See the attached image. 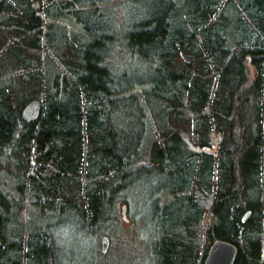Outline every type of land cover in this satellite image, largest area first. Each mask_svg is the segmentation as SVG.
<instances>
[{"label":"trees","instance_id":"1","mask_svg":"<svg viewBox=\"0 0 264 264\" xmlns=\"http://www.w3.org/2000/svg\"><path fill=\"white\" fill-rule=\"evenodd\" d=\"M138 218L156 264H264V0H0V264H91Z\"/></svg>","mask_w":264,"mask_h":264},{"label":"rangeland","instance_id":"2","mask_svg":"<svg viewBox=\"0 0 264 264\" xmlns=\"http://www.w3.org/2000/svg\"><path fill=\"white\" fill-rule=\"evenodd\" d=\"M113 2H112L113 5L112 8H114V10L111 11L113 17L121 23L125 22L130 17L131 10L135 9V7L132 8L131 5L120 4L117 2L113 3ZM107 21H111V20L108 19ZM101 22L104 21L102 20ZM121 30L122 29H120V32ZM126 55L127 54H125L124 52L122 56H118V59L126 60L127 57ZM132 62H133V58H129V63L131 64ZM139 73L140 72H138L137 75ZM184 136L186 137L187 144L188 145L190 144L191 146V147L189 146L190 148L196 151H200V149H195V147L198 146L197 145L198 142H196L195 139L196 137L194 138L192 135L187 133L184 134ZM201 150L204 152L213 153L215 147L213 144H208V146L203 147ZM136 188L135 187L131 188L129 194H131L130 199L135 202V205L138 203L137 208L139 207L138 209H140L142 205L139 203V199L136 200V196L133 195V193L136 191ZM201 199L202 200L200 202V205L202 206V208L208 209V207H205L207 203V197L204 195ZM123 207H124L123 205L120 206L121 210L123 209ZM125 212L126 209L124 207L123 219L125 218ZM147 222H148L147 220L144 219L139 220V218L137 219L136 223L134 222V220L129 222L127 221L122 222L123 223L122 227L124 229L123 235H125V237H121V238H118V236L115 237L114 239L115 244H113L112 240L109 238L110 243H109V248L107 250L109 251L108 254L103 255L101 252H99L95 256V258L92 257V260L90 261L91 264H94L95 261L97 262V264H156L155 261H153V257L151 255L152 243L148 241H144L141 236L143 234L141 228L142 226H144V224L145 225L148 224ZM61 224H62L60 226L61 230L65 229L66 231L68 230V228L70 230L74 228L72 225H69L67 223L66 224L61 223ZM118 241L121 242V247L116 246V242L118 243ZM96 247L98 251H100V238L97 240Z\"/></svg>","mask_w":264,"mask_h":264},{"label":"water","instance_id":"3","mask_svg":"<svg viewBox=\"0 0 264 264\" xmlns=\"http://www.w3.org/2000/svg\"><path fill=\"white\" fill-rule=\"evenodd\" d=\"M41 103L37 99H33L29 101L21 111V118L26 121L30 122L35 120L40 112ZM195 149H199L198 146ZM203 195L197 194V201L200 203L201 198ZM213 202V195H209L207 197V203L205 207H210ZM124 213V207L122 209ZM249 212H246L244 217H247ZM109 237L107 235H102L100 238V251L105 253L109 247ZM238 254V248L235 244L225 241L216 239L211 242L208 246L206 255L204 257L202 264H234L236 256Z\"/></svg>","mask_w":264,"mask_h":264},{"label":"bare ground","instance_id":"4","mask_svg":"<svg viewBox=\"0 0 264 264\" xmlns=\"http://www.w3.org/2000/svg\"><path fill=\"white\" fill-rule=\"evenodd\" d=\"M195 138V137H194ZM195 139H197V138H195ZM183 140H184V142H186V137L185 136H183ZM185 144H187V142L185 143ZM188 145V144H187ZM199 152V151H198ZM145 199H143L142 198V203H140L141 205H142V207H144V206H146V208L148 207V205L147 204H149V202L148 201H144ZM148 200V199H147ZM150 209V208H149ZM148 209V210H149ZM147 209H144V211H146ZM147 210V211H148ZM248 212V211H247ZM246 214V213H245ZM245 215H243V217H244ZM248 217V216H247ZM246 218V217H245Z\"/></svg>","mask_w":264,"mask_h":264},{"label":"flooded vegetation","instance_id":"5","mask_svg":"<svg viewBox=\"0 0 264 264\" xmlns=\"http://www.w3.org/2000/svg\"><path fill=\"white\" fill-rule=\"evenodd\" d=\"M187 146H190V144H189V145H187ZM190 147H191V146H190ZM190 147H189V148H190ZM190 149H192V148H190ZM195 151H196V150H195ZM196 152H198V151H196Z\"/></svg>","mask_w":264,"mask_h":264}]
</instances>
